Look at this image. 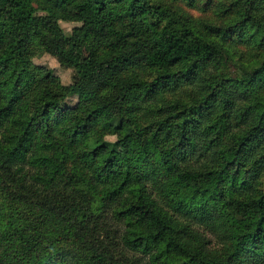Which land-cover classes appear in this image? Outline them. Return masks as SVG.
Listing matches in <instances>:
<instances>
[{"label": "trees", "instance_id": "trees-1", "mask_svg": "<svg viewBox=\"0 0 264 264\" xmlns=\"http://www.w3.org/2000/svg\"><path fill=\"white\" fill-rule=\"evenodd\" d=\"M213 7L0 0V264H264V0Z\"/></svg>", "mask_w": 264, "mask_h": 264}, {"label": "rangeland", "instance_id": "rangeland-1", "mask_svg": "<svg viewBox=\"0 0 264 264\" xmlns=\"http://www.w3.org/2000/svg\"><path fill=\"white\" fill-rule=\"evenodd\" d=\"M162 2H167L171 6L176 7L178 10L182 12H186L189 16L197 22H208L210 24H220L225 17V13L218 12L217 9L214 10L213 2L214 0H160ZM58 24L64 33H69L73 26L79 25L78 22L72 21H62L59 20ZM238 51H245L242 48H239ZM32 64L36 66H43L52 71V73L58 78V81L61 84H68L71 82L73 71L69 68L61 67L57 63V61L47 53H35L31 57ZM23 72V71H22ZM21 72V73H22ZM15 74V73H14ZM13 74V75H14ZM11 74V78H13ZM165 98H169V100H173L177 98L175 93H167ZM66 104L68 106L73 105L76 102L75 97H70L66 100ZM112 139V136L108 137Z\"/></svg>", "mask_w": 264, "mask_h": 264}]
</instances>
